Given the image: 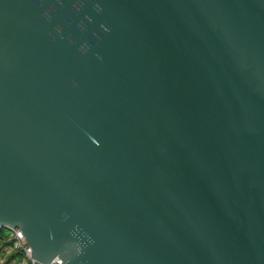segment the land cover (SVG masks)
Masks as SVG:
<instances>
[{
    "label": "water",
    "instance_id": "water-1",
    "mask_svg": "<svg viewBox=\"0 0 264 264\" xmlns=\"http://www.w3.org/2000/svg\"><path fill=\"white\" fill-rule=\"evenodd\" d=\"M0 225L47 263L264 264V0H0Z\"/></svg>",
    "mask_w": 264,
    "mask_h": 264
},
{
    "label": "built area",
    "instance_id": "built-area-1",
    "mask_svg": "<svg viewBox=\"0 0 264 264\" xmlns=\"http://www.w3.org/2000/svg\"><path fill=\"white\" fill-rule=\"evenodd\" d=\"M2 228H6L7 231L3 232ZM0 264H7L8 260L6 257V252L15 251L18 255V259L13 264H61L62 261L60 257H53L49 263L42 262L37 258L30 255L31 246L21 231L19 226H1L0 225ZM4 254L2 255V252ZM15 258H11L9 262L13 261Z\"/></svg>",
    "mask_w": 264,
    "mask_h": 264
},
{
    "label": "crops",
    "instance_id": "crops-1",
    "mask_svg": "<svg viewBox=\"0 0 264 264\" xmlns=\"http://www.w3.org/2000/svg\"><path fill=\"white\" fill-rule=\"evenodd\" d=\"M2 233V231H1ZM0 242H1V239H0ZM4 254V251L2 252V255ZM16 256V252L15 251H10V252H6V257H7V261L6 263L8 264L9 263V260H11V258H14Z\"/></svg>",
    "mask_w": 264,
    "mask_h": 264
},
{
    "label": "rangeland",
    "instance_id": "rangeland-1",
    "mask_svg": "<svg viewBox=\"0 0 264 264\" xmlns=\"http://www.w3.org/2000/svg\"><path fill=\"white\" fill-rule=\"evenodd\" d=\"M2 229H3V230H2L3 232L7 231L6 228H2ZM14 258H15V259H14L13 261L9 262L8 264H13V263L18 259V255H16Z\"/></svg>",
    "mask_w": 264,
    "mask_h": 264
},
{
    "label": "trees",
    "instance_id": "trees-1",
    "mask_svg": "<svg viewBox=\"0 0 264 264\" xmlns=\"http://www.w3.org/2000/svg\"><path fill=\"white\" fill-rule=\"evenodd\" d=\"M0 232H1V230H0Z\"/></svg>",
    "mask_w": 264,
    "mask_h": 264
}]
</instances>
